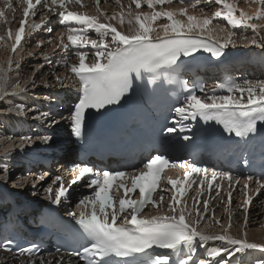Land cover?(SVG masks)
Returning <instances> with one entry per match:
<instances>
[{"label":"bare ground","instance_id":"bare-ground-1","mask_svg":"<svg viewBox=\"0 0 264 264\" xmlns=\"http://www.w3.org/2000/svg\"><path fill=\"white\" fill-rule=\"evenodd\" d=\"M154 1L155 0H151L153 5H154ZM195 4L196 3H193L191 6H189V5H177V4H170L169 3L168 6L166 7V10H167V12H166L167 15L166 16L162 15L163 11L161 9L158 10V12H159L158 15H161V17H159L161 19V22H159V20L156 19V17H158V15H155V13H154L157 10V9H155V6L153 7V12L150 9L148 11L146 10L147 12H145V10H144L145 13L143 12V16H144L145 20L147 21L146 23H147V26H148V28L150 30V32L148 31L145 34L154 33V31H158L161 28H164V30H163L164 33H170V32L174 33V32H181L182 30H185V29H192V27H195L197 29L196 32H199L200 30H202L203 34H205V35L212 36V37L216 38L217 40H219L221 42L222 41H227V46H228V43L231 42V43L237 44L238 46L243 47V48L244 47H248V45L246 44V42H248L246 40V38H245V40L243 39L242 41H237L238 43L232 42L234 40H232L231 37L228 38L229 37L228 36L229 33L226 30H224V29L216 26L215 24H213L212 21H211V18L208 15V13L200 14L199 12L198 13H194L191 10H189V7H192ZM243 5H245V4H243ZM214 7H216V6H214ZM251 7H252V5L250 6V8ZM242 8H243V6H242ZM256 8L257 7L253 6L251 9L256 10ZM232 9H233L232 4L230 5L229 3H225V2L224 3L220 2V5H218L217 9L213 8V11L217 10V12L214 11V13L219 14V15H223V16H228V18H230V24L229 25L227 24L228 28H231V27L233 28L234 22L235 21L236 22L239 21V19L235 18V17H237V15H235V17L232 18V16H234L233 15L234 11ZM234 10H235V8H234ZM243 11H245V10H243ZM251 11L254 12L253 10H250V12ZM250 12H249V14L251 15ZM92 14L95 15L96 17H98V15L96 13L93 12ZM116 14H118V12H116ZM241 16H243V12H242ZM246 16H247V14H246ZM102 19H103V21H106V19H104V18H102ZM38 21L36 20V22H38ZM136 21H137V19H134V18L129 17L128 15L124 14V15H121L118 19L110 20L109 22L115 27L116 30H120V32L125 33L127 35L134 36V32L133 31L137 30V22ZM54 23H55V19L49 18L46 21V24L41 27L39 32H36L35 38L39 42H41V41H43L42 39L50 37L49 35H51V37H52L53 36V32L51 31L50 33H48V29ZM173 23H177V26H178L177 29H174ZM232 28H231V30H232ZM155 29H157V30H155ZM137 31L135 32V34L137 33ZM138 33H139V31H138ZM141 34H144V32L142 31ZM221 34H223L224 36L221 37ZM30 38H31L30 36L26 37V40L24 41L25 45L30 44L29 43ZM5 42H6V40H5L4 36L0 34V62H2V60H4L5 57H6L7 47H6V43ZM242 43H244V44H242ZM249 43H250V41H249ZM51 45H52V47L54 46L53 43ZM34 46H32V47H34ZM230 46H231V44H230ZM233 47H235V45ZM28 50L31 51L32 49L28 48ZM23 51L24 50H22L21 52H23ZM255 52H257V51H255ZM18 53H19V51H17L16 54H18ZM247 53L250 54L249 52H247ZM60 54H63V53H61V50H57V52L52 54L49 57V60L53 59V61L51 60L48 63H44L43 67L41 66L42 68L40 70L36 71V73H35L33 78H35L38 81L49 80V78L51 77V75H50L51 70H53L55 68L60 69L59 67H57L58 64H55V62H54L56 59H58L60 57ZM258 55L260 56V58H259L260 62H258V63H259V67L261 68L262 66H264V59L261 56V54H258ZM18 56L22 57V54H18ZM39 57H40V55H39ZM35 58L37 59V56H35ZM16 59H18V57H16ZM24 63H26V60H21L20 61V65L21 66L19 67L20 69L13 70V72L17 71V76L19 78L21 77L23 80L26 79L28 81H30V80L32 81L33 79H30L31 78L30 76L32 75V71L29 69V67L30 66L32 67L33 65L32 64H30V65L25 64L24 66H22V64H24ZM29 71H31V72H29ZM258 71L261 74L264 73V71H262V70H258ZM28 74L30 75L29 77L26 76ZM2 77H3V75L1 73L0 74V109L2 107L4 108V104L5 103H7L6 107H8V108L10 107V108H9V111H5V110H3V111L1 110L0 111L1 112L0 113V115H1L0 116V121L2 122V124H4V126H3L4 130L7 129L8 127H10L9 130L7 129L9 132L6 131V130L5 131L8 132L11 135V132L14 133V129H17L18 132H22L24 130V128H25V126L23 125L24 124V122H23L24 120L21 119V117H19V114H15V112H14V111H16V113H18L19 111L21 112L22 108H18V109L15 110V107H14L15 104L20 103L19 105L23 104L24 107H25V104H27V103L30 104V107L31 106L33 107V106L37 105V103H40L41 105H44V104H42V102L40 100L34 99L35 97L32 98L33 97L32 96L33 93H31L32 97H27V96L24 97L23 96L24 94H22V92H21L22 95L13 94L12 92L5 93L6 89H8V88L6 87L5 81L4 82L2 81ZM6 78H7V76H6ZM8 82H9V80H8ZM32 83H34V82H32ZM28 85L29 84H27L26 87ZM35 88H36L35 93L42 94L41 96L44 97L43 101L48 103V104L47 103H45V104L49 108L57 106V104L54 105V106H50L49 105L54 100V96H57V97L62 96L63 97L62 99L66 100L67 93H72V90H67V88H59V89H57L56 87L54 89L50 90V91L41 92V93L39 92L38 93L37 89H39L40 87L36 86ZM9 91H10V89H9ZM242 91H244L246 94L251 95V96L264 95V85H261L258 88H246L245 90H242ZM53 92H54V95L52 94ZM51 94H52V96H51ZM49 95H50V99L48 100L46 98ZM235 98L236 97H233L232 100H235ZM42 109L44 111H47V109L44 108V107ZM6 110H8V109H6ZM23 110H24V108L22 109V111ZM11 111H13V112H11ZM6 113L9 114L10 116H6L7 118L5 119V115H7ZM13 114H15L17 116H12ZM22 114H23L22 116L24 117V113H22ZM42 114H44V113L42 112ZM50 115H51V112H49L46 116H44L45 120H48ZM25 117H26V119H29L28 114H26ZM34 122H35V120H34ZM21 124L23 125V127H22ZM39 129H42V128L39 127ZM61 130H62V134H65V128L61 126L58 129V131H56L57 135L61 134ZM22 134L23 133H20V135H22ZM12 137H15V136L13 135ZM62 145H63V148L66 150L67 153L70 152V149L73 146L71 143H65V144H62ZM18 162H23V164H24V159L22 158V160L20 159V160H18ZM25 168H26V166H25ZM52 168H55L54 170H57L56 174H61V173L65 172L66 169H67L66 166H64L62 161H59V163H57V164L53 163L52 164ZM12 169H13L12 167H9V169H8V173L9 174L12 173ZM46 179L47 178L41 179L40 184H42L44 182V180H46ZM51 181L52 180H50L49 183H51ZM224 186H225V183L222 182L221 190L215 195V200L216 201H218L219 199H226L225 195L222 194V188ZM72 188L73 189L77 188V185L74 184L72 186ZM262 190L264 191V187L262 188ZM36 192H38V191H36ZM237 193H238V188L236 187L232 191V193L230 195V199L225 201V203L228 206H230V207L233 206L232 208H234V213H235V214H233V218H235V219H236V215H238V213H239V209L238 208H242L240 206H238V207L234 206V202H233L232 196L233 197L236 196ZM41 199H43V198H41ZM2 200H5V197H4L3 193L0 192V201H2ZM26 201H28V200H26ZM20 203H21L20 200H17V204H18L19 207H21ZM39 203H41V202H39ZM8 207H9L8 204L7 205H3V206L0 205V213L4 212V211H7ZM219 209L217 210V214H221L220 211H221L222 208L220 210ZM244 214L245 213L243 212L242 217L244 216ZM250 214L251 213L249 212L248 216H251ZM16 219H17V221H26V220L29 219V217L27 216L25 211H22V213L19 214L16 217ZM216 219H217V217H216ZM209 220L210 219H208L207 222H209ZM250 220H251V218L248 217L247 222L249 223ZM212 233H213L212 235L215 237V239L212 242H210V245L214 246V249L212 251L215 250V251H218V252H223L224 255H231V254H235V253H241L243 255H248L249 257H253L258 262H261L262 264H264V229H260V230L248 229V231H246V233H245V240L246 241L243 240L240 237V235L242 236V233L240 232V230L233 229V224L230 225V234L232 236V238H230V239H225L222 236L221 233H216V232H212ZM41 256H42L43 262L47 263V264H75L74 261L71 259V257L65 256L63 254L56 253L55 255H51V256H43V254H38L36 256V258H39ZM51 257H53L52 260H50ZM37 260H39V259H34L33 260V264H40V261H37ZM0 264H25V263H24V258H17L14 255H12L11 253H6V252L0 251Z\"/></svg>","mask_w":264,"mask_h":264},{"label":"rangeland","instance_id":"rangeland-1","mask_svg":"<svg viewBox=\"0 0 264 264\" xmlns=\"http://www.w3.org/2000/svg\"><path fill=\"white\" fill-rule=\"evenodd\" d=\"M199 2H201L200 3V5H201L205 1H201L200 0ZM220 2L221 3L222 2L223 3L224 2L225 3H229L230 5L232 4V6H233V9L232 10L234 11L233 12V15L234 16H232V18H234L235 15H237V17H235V18L239 19L238 22H236V21L234 22L233 28L231 27L232 30H231V28H228V25L230 24V18H228V16H223V15H219V14L214 13V11L217 12V10H214L213 11V8H216V9L218 8V5H220ZM243 4H245V5H243ZM191 5L192 4H189V6H191ZM249 5L250 6L252 5V7L253 6L257 7L256 10L251 9L252 7L250 8ZM214 6H216V7H214ZM242 6H243V8H242ZM121 7H122L121 10L118 9L116 11V12H118V14H116V12H111V14L104 15L103 18L104 19H108L107 21H110V20L118 19L121 15H124L125 14V15H128L129 17H132L134 19H137V21H136L137 22V30L139 31V33H138L137 30L136 31H137L138 34L137 33L135 34L136 31H133L134 32V36L140 35V33L142 31L144 33H147L148 31L150 32V30H149V28L147 26V23H146L147 21L145 20L144 16L142 18V15H143L144 10H145V12H147L149 9H143V8H141V9H139V11H130V13H125V12H129V10H127L128 7L127 6H121ZM166 7L165 8L164 7L162 8V7H159V6H155V9H157L154 12L155 15H158V13H159L158 10L161 9L163 11L162 12V15L166 16L167 15L166 14V12H167ZM131 8L133 9V7H131ZM234 8H235V10H234ZM150 10L153 12V8H150ZM189 10H191L194 13H198L199 12L200 14H206V13H208V15L211 18V21H212L213 24H215L216 26H218V27L226 30L229 33V35H228L229 37L228 38L231 37V39L234 40L232 42L238 43L237 41H242L243 39L245 40V38H246V40L248 41V42H246V44L248 46H250V47H254L255 46V50H253V52L257 51V52H255L256 55L261 54V56L264 59V0H210L203 7L202 6H198V7L192 6V7H189ZM243 10H245V11H243ZM250 10H253L254 12H252V11L250 12ZM139 12H141L142 15L139 14ZM242 12H243V16H241L242 15ZM249 12L251 13V15L249 14ZM246 14H247V16H246ZM159 16L161 17V15H159ZM173 26H174V29H177L178 28L177 23H173ZM118 31H120V30H118ZM49 36L51 37V35H49ZM223 36L224 35L221 34V37H223ZM50 37H48V38H50ZM235 37L237 39L239 37L240 38L237 40ZM48 38H44V39H48ZM44 39H42V40H44ZM249 41H250V43H249ZM34 42L31 41V38H30V41H29L30 44L26 45V49L28 50V48L29 49L31 48L32 50L31 51L30 50L27 51L25 49L26 51L24 50L23 52H19L18 54H22V57H20V56H18V54H16L15 58L18 57V59H15L13 57V61H12V64H11L12 69H11L10 72H8V74H6V69H7V64L5 63L6 62V59L2 60V62H0V64H1L0 65V67H1L0 68V74L2 73V75H3L2 81L3 82L5 81L6 86H9L10 87V91L8 90V92H12L13 91L12 92L13 94H18V95L19 94L20 95L24 94L23 95L24 97L25 96H27V97H32L33 96L32 98L35 97L34 99L40 100L42 102V104H43L44 103V101H43L44 97L41 96L42 94L35 93V91H36V88L35 87L36 86H40V84H41L42 81H38V80H36L33 77H34L36 71L40 70L43 67L44 63H48L50 61L49 60V57L46 58V56L48 54H50V56H51L52 54H54L55 52H57L58 49L55 50L54 49V46H53V49H52V51L50 53V47L48 48V45H49L48 43L47 44H44L42 42L41 44L36 45V44H34ZM222 42L223 43L225 42V44L227 45V41H222ZM230 44H231V46H230ZM242 44H244V43H242ZM234 45H235V47H233ZM32 46H34V47H32ZM228 46L233 51H236L237 48H243V47H240L237 44H233L231 42L228 43ZM51 47H52V45H51ZM247 48H248L247 49L248 51L249 50L251 51V49H249V47H247ZM39 55H40V57H39ZM35 56H37V59L35 58ZM21 60H26V63L22 64V66H24L25 64H28V65L32 64L33 65L32 67L31 66L30 67L28 66L29 69L32 71V75L31 76L29 74L26 75L27 77L30 76L31 77L30 79H33L32 81L31 80L28 81L26 79L23 80L21 77H20L21 78L20 79L17 76V71L16 72H13V70L20 69L19 67L21 66L20 65V61ZM31 71H29V72H31ZM51 72H52V70H51ZM51 72H50L51 77L49 78V80L52 78ZM6 76H7V78H6ZM8 80H9V82H8ZM32 82H34V83H32ZM27 84H29V85L26 87ZM51 86L52 85H50L49 83L48 84L43 83V87H40V88H43V89H40V88L37 89L38 90V93L39 92L40 93L41 92H46V91H50V90L54 89L53 86L52 87ZM57 89H59V88H57ZM21 92H22V94H21ZM31 93H33L32 96H31ZM45 103H47V102H45ZM6 104L7 103L4 104V108L2 107L0 109V111L1 110L2 111L3 110L9 111V108L10 107L9 108L6 107ZM19 104L20 103H17V104L14 105L15 110L18 109V108H22V109L24 108L25 109V107H27V105L30 106V104H28V103L25 104V107H24L23 104L22 105H19ZM6 109H8V110H6ZM22 109H21V112L22 113H26V111L23 110L24 111L23 112ZM11 112H13V111H11ZM14 112H15V114H19V117H21V119L24 120V119H26V117H25L26 114L31 115V117H35L36 115H38L39 110L36 109L33 112H29L28 111L26 114H24V117L22 116L23 114L20 111L18 113H16V111H14ZM15 114H13L12 116H17ZM6 116H10V115L9 114L5 115V119L7 118ZM39 118H40V120H35V121H45V122H43V123L40 122L39 124H38V122H35V124H33L34 125L33 127L35 128L36 126H38V128L40 127V128L43 129L46 126V121L47 120H45L44 116L43 117L41 116ZM49 121H50V124L57 123L54 118L53 119H50ZM30 123L31 122H27V123L25 122V124L27 126H30ZM3 126H4V124H2V122L0 121V184L5 185L10 190L24 191L25 193H28V194H36L38 196V198L40 197L39 199L43 198L41 196V193H40V190H41L40 189V185H41L40 184V181L41 180L40 181H37L33 177L35 175V170L34 169L30 170V172L27 173L28 174L27 175L26 173L24 174V172L22 170V169H24L25 172L28 170V169L25 168V165L23 164V162H22L21 165H15V163H19L18 160H20V159L22 160V158H23V157L20 158V154L23 151V149L20 147V145L21 144H24V143L26 144V142H24V141L20 142V141H18L16 139V138H18L20 136V133H22V132H18L17 129H14V133L11 132V135H10L8 133L9 132L8 130L10 129V127L7 128L8 130L5 129L6 131H8V132H6L3 129ZM34 128H33V130H34ZM54 132H56V131H54ZM12 134L15 137H12L13 136ZM57 136H58V139H57V142H55V144L56 145L65 144V142H63V141L66 138H65V134H62V130H61V134H58ZM17 147H19V148L17 149ZM9 167H12L13 168L11 174L8 173ZM47 177L48 176H46L45 178H47ZM49 182L50 181H48L47 184H49ZM34 184H36V185L33 187ZM36 191H38V192H36ZM238 196H239V191H238V193H237L236 196H234V197L232 196L233 202H234V206H237V207L240 206V207H242L243 205H239V198H237ZM26 200H28V197L26 198ZM237 200H238V202H237ZM262 200H263V198L260 199V202H258L260 207L256 204L249 211L251 213L250 214L251 216H248V217L251 218L250 222L249 223L246 222L247 224H245V222L243 221L242 226L240 225L241 222H242L241 221L242 218L241 219H240V217L237 218V215H236V219L233 218L234 212L231 215V210L232 209L229 212L230 215H231V224H233V229L240 230V232L242 233V236L240 235V237L243 240H245V233H246V231H248V229H257V230L264 229V202H262ZM225 201H226V199H222V203H221L222 205L220 204V206H219L220 209L221 208H224ZM238 209H240V208H238ZM243 212L244 211H241V214H240L241 217H242ZM216 217L220 221L223 218V214H217L216 213ZM225 222H226V216L224 215L223 225H224ZM204 225H207V224H204ZM211 227H212V224H211L210 228ZM221 228L222 227L219 226L218 224H214V226L212 227L211 230H213L212 232L221 233L222 236L225 239L232 238V236L230 234V231H228L225 228L223 230H221ZM208 232H210V231L208 230Z\"/></svg>","mask_w":264,"mask_h":264}]
</instances>
